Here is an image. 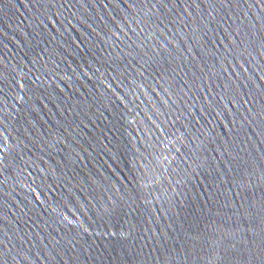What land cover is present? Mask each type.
<instances>
[{
    "label": "water",
    "instance_id": "95a60500",
    "mask_svg": "<svg viewBox=\"0 0 264 264\" xmlns=\"http://www.w3.org/2000/svg\"><path fill=\"white\" fill-rule=\"evenodd\" d=\"M0 264H264V0H0Z\"/></svg>",
    "mask_w": 264,
    "mask_h": 264
}]
</instances>
